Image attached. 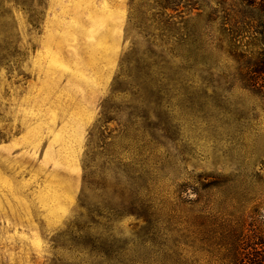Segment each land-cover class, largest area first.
<instances>
[{"label": "rangeland", "instance_id": "1", "mask_svg": "<svg viewBox=\"0 0 264 264\" xmlns=\"http://www.w3.org/2000/svg\"><path fill=\"white\" fill-rule=\"evenodd\" d=\"M181 1L0 0V264H191L264 213V0Z\"/></svg>", "mask_w": 264, "mask_h": 264}, {"label": "trees", "instance_id": "2", "mask_svg": "<svg viewBox=\"0 0 264 264\" xmlns=\"http://www.w3.org/2000/svg\"><path fill=\"white\" fill-rule=\"evenodd\" d=\"M10 49H0V63L10 57L18 59L20 51ZM258 71L263 72L264 67ZM256 211L213 214L207 225L208 236L200 240L202 245H191V264H264V213ZM199 253L205 257L200 258Z\"/></svg>", "mask_w": 264, "mask_h": 264}]
</instances>
